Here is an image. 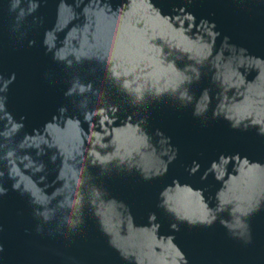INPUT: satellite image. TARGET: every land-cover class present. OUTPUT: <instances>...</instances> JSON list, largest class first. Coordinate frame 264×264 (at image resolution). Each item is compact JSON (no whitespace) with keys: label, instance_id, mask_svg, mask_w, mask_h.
<instances>
[{"label":"water","instance_id":"95a60500","mask_svg":"<svg viewBox=\"0 0 264 264\" xmlns=\"http://www.w3.org/2000/svg\"><path fill=\"white\" fill-rule=\"evenodd\" d=\"M0 264H264V0H0Z\"/></svg>","mask_w":264,"mask_h":264}]
</instances>
